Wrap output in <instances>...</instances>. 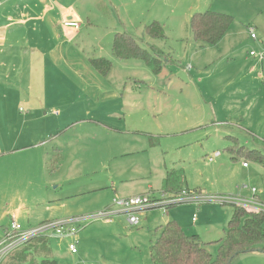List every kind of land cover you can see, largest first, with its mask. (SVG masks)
<instances>
[{"label":"rangeland","instance_id":"obj_1","mask_svg":"<svg viewBox=\"0 0 264 264\" xmlns=\"http://www.w3.org/2000/svg\"><path fill=\"white\" fill-rule=\"evenodd\" d=\"M121 2L122 12L113 0L65 3L78 9L81 27L77 35L63 37V41H71L82 59H112L113 66L105 76L95 70L92 75L79 72V63L71 77L64 72L67 64L45 61L40 55L28 59L30 65L20 61L23 41H46L42 46L45 54L54 48L47 42L53 39L46 28L40 34L31 20L26 25H12L7 14L13 16L15 11L0 14V31L6 28L4 41L14 44L6 43V51L0 52V74L7 76L0 75L1 150L14 147L12 141L19 133L30 137L38 131L35 139L42 141L41 133L49 129L52 136L43 135V139L63 149L61 160L56 158V167L61 162L59 169L54 172L43 163L38 167L12 156L0 159V240L11 221L28 228L101 211L111 206L113 197L121 196L113 190L120 183L124 190L155 191L171 169L182 170L190 191L246 199L254 188L264 201V112L259 127L250 132L241 129L256 117L253 110L259 96L264 111V0ZM207 8L234 17L215 44L194 41L188 26L194 11ZM154 20L166 29L159 49L169 61H163L160 71H152L142 59H113L110 48L115 32L139 35ZM136 38L142 45L144 40ZM249 64L261 74L256 79L247 74ZM54 66L67 77L53 75ZM22 69L31 72L25 75ZM63 81L89 86L95 91L88 93L94 95L85 102L83 95L63 89ZM104 89L111 92L103 94ZM98 97L106 102L118 97V101L110 108L103 100L97 104ZM26 116L31 121L24 124ZM258 155L261 161L256 159ZM50 157L44 161L50 163ZM98 186L104 188L93 189ZM81 190L86 193L78 195ZM232 204V200L210 201L196 210L185 202L167 209L141 210L135 213L140 220L136 226L127 222L125 213H115L112 221H74L79 231L77 253L57 249L56 240L47 241L50 252L45 242L30 248V243L40 244L44 239L36 237L14 248L0 264H39L44 256L53 257L56 264H149L154 227L169 217L187 234L196 233L210 242L207 249L214 255L212 242L223 235ZM194 211L198 221L192 224ZM166 212L169 217L164 216ZM251 253H240L229 264H264V252H255L257 261L246 260Z\"/></svg>","mask_w":264,"mask_h":264},{"label":"trees","instance_id":"obj_2","mask_svg":"<svg viewBox=\"0 0 264 264\" xmlns=\"http://www.w3.org/2000/svg\"><path fill=\"white\" fill-rule=\"evenodd\" d=\"M233 19L231 14L207 8L194 11L189 17L188 26L194 41L215 44L223 37ZM143 34L152 40L163 39L165 36L163 25L158 21L146 24ZM111 53L116 59H142L154 72L161 70L164 60L169 61L164 58L167 54L161 49L152 45L150 49L143 47L136 37L128 32L114 35ZM89 61L95 71L104 76L112 67L110 59L93 57ZM231 155V158H236L234 153ZM261 157L258 155L256 159L261 161ZM162 189V192L171 194L188 190L183 172L175 169L168 171L163 179ZM151 196L155 199L159 193H153ZM232 205L233 210L223 235L212 242L216 247L214 255L207 249L210 242L201 240L197 234H187L175 220L169 219L154 229L155 238L149 246V264H229L240 253L264 252V212ZM31 241L33 239L29 242ZM47 241L43 239L40 244L32 242L29 247L37 249L45 242L50 252ZM39 264L56 262L53 257L44 256L40 258Z\"/></svg>","mask_w":264,"mask_h":264},{"label":"crops","instance_id":"obj_3","mask_svg":"<svg viewBox=\"0 0 264 264\" xmlns=\"http://www.w3.org/2000/svg\"><path fill=\"white\" fill-rule=\"evenodd\" d=\"M67 1L68 0H0V14H4V13L7 14V11H10V12L15 11V14L13 16L10 14H7L9 19H11V21H12V25H14V24L26 25L27 21L31 20V21H33L32 23L35 24L36 29H39L40 34H42L44 28H46L47 33L49 35H51V37L53 39V41H47V42L49 44L53 43L55 45L54 48H51L50 50L45 52V54L43 52L44 48H42V46L44 45V43L46 41H23V43H24L23 46H19L21 49V54H22L20 57V61L26 63L27 65H30L31 62L28 61V59L36 58L37 55H40V56L45 58V61L50 60L49 62H53V63L61 64V65L67 64L65 66L67 70L64 72H66L68 74V76L73 77V75H75V73H77L75 67H77L79 63L81 65V70H79V72H85L87 75H92V70L94 71L95 69L90 65L89 60L93 57H89L88 59H82L79 56V53L72 46H70L71 41H69V40L63 41V37L64 38H72L73 35H77L79 33V30L81 27L80 23L77 20V19H80V16L78 14V9H76L74 7V5H70V6L65 5V3ZM80 1L85 2V0H80ZM121 3H122L121 0H113L114 6L118 7L119 10L122 12L123 6L121 5ZM196 11H199V9ZM66 20L76 21L78 23V28H74L71 26H65L63 23ZM154 21H157V20H154ZM144 26L142 27V32H143ZM163 28H164V34L166 36V29H165L164 25H163ZM5 32H6V28H4L3 32L0 31V52H2L3 50L6 51L5 48L8 47L6 45V43H9L8 44L9 46L14 45V44H12L13 41H4ZM122 32H128V33L133 34L136 37L138 36V37L142 38L144 40V41H141L142 46L146 47L147 49H150L151 45L155 46L157 48H160V41L164 40V38L159 40V41L158 40H152L150 38L148 39V37H146L143 33H140L139 35H137L138 33H136L135 31L130 32V31L124 30ZM117 33H121V32L117 31L114 33V35ZM144 37H145V39H144ZM22 49H24V51ZM27 50H33V51L31 54H28ZM37 51H38V53H37ZM110 55L113 57V55L111 53V48H110ZM101 58H105V57L101 56ZM113 59L119 60V59H116L114 57H113ZM110 60L112 61V66H113V60L112 59H110ZM121 60H128V59H121ZM36 64L38 65L37 62H36ZM249 66H251V68H250V71L247 72V74H250V75L254 74V78L256 79L257 75L260 74V72L255 73L254 69H253V65L249 64ZM54 67H52V69L50 70L51 73L53 75H56V74L59 75L62 73V75L65 78L66 74L63 73L62 71L58 70L56 67L55 68ZM22 71L24 72L23 74H25V75H29L31 72L30 70H25V69H22ZM35 71H37V70H35ZM35 71H33V72L35 73ZM38 71L40 73V70H38ZM261 72H262V70H261ZM0 75H4V73H1ZM1 77L6 78L7 76L4 75ZM258 77H262V76H258ZM67 80L68 79H66V81ZM66 81H63V83L66 84V88H63V89H66L67 92H72V93H76L78 95H83L85 102H87L86 100L91 99V95H94V94H90L88 92L91 90L95 91V89H91V88H89V86H85V85H80V86L69 85L68 83H66ZM109 92H111V90L104 89L103 94H107ZM117 99H118V97H116L114 99V101H112V102H106L105 98L101 99L100 97H98L97 104H98V102H101L103 100L111 108L113 102L118 101ZM255 101H256V97H255ZM261 102H262V100L259 96L258 101L255 102V108L253 110L256 112V117L252 120H248V122L251 123L250 125L242 124L241 129L250 132V129H256L257 127H259L260 121H261V116L264 112L262 110V106H260ZM111 111L115 114H118V112L116 110H111ZM233 118H237V116H235V113H233ZM28 121H31V119L29 118V116H26V118L23 120V123L25 124ZM241 121H245V120H241ZM31 129H36V128L32 127ZM52 131H53L52 129H49L44 134L41 133L42 141H37L35 139L36 133H38V131H35L33 134H30V137H28L25 134L19 133L18 136H16L15 139L12 141V145L14 147L7 148L6 150H1V147H0V159L7 158V156H9V157L12 156L13 158H16V159L23 161L25 163H28V164H30V163L38 164V167H39V165H41V163H43L44 168L45 167L47 169L49 168L48 171L54 172L56 169H59L58 167H59L61 162L57 165V167L55 166V163L57 162L56 158L61 160L60 151H62L63 149L61 147H59L57 144L53 143V141L50 142L49 140L43 139V135L49 136V138H50L52 136V133H51ZM55 138H57V137H55ZM16 145H18L19 148H16ZM47 156H51L49 158L50 163L48 161H44V158L46 159ZM164 178L165 177H163L161 179L160 187L157 189L158 191L157 190H155V191L129 190L128 188H127V190H124V186L120 183L119 185L113 186L114 194L115 195L119 194V195H121L120 197H123V196H132V195L144 194L147 192L158 193L160 191H163L162 183H163ZM104 187H106V185ZM104 187L98 186V187L93 188V189H101ZM81 191L82 192H79L78 195L86 193L84 190H81ZM189 204H192V203H189ZM192 205L194 206V208L196 210H198V207L200 206V205H194V204H192ZM152 208H155V207H152ZM147 209H150V208H145V209H141V210H147ZM165 209H167V208H165ZM141 210H139V211H141ZM167 213L168 212H166V214H164V216L169 217ZM194 215H195V219L193 220L192 217H194ZM169 219H170V217H169ZM169 219H167V221ZM190 220H191L192 224H195L198 221L196 211H194L191 214ZM139 224H140V220H139ZM159 225H162V224H158L157 226H159ZM157 226H155L154 229ZM225 227H226V225H225ZM225 227H224V229H225ZM224 229H223V232H224ZM186 233H188V231ZM191 234H196V233H191ZM200 239L203 241H206L202 238H200ZM55 243L58 244L57 249H65L67 251L66 246L63 242L54 241V244ZM255 254H256L255 252H252L251 255H249V257H247L249 259H246V260L257 261V256ZM245 256H248V255H245Z\"/></svg>","mask_w":264,"mask_h":264},{"label":"built area","instance_id":"obj_4","mask_svg":"<svg viewBox=\"0 0 264 264\" xmlns=\"http://www.w3.org/2000/svg\"><path fill=\"white\" fill-rule=\"evenodd\" d=\"M65 26H71L78 28V23L76 21L66 20L63 23ZM250 32L253 30L252 27L249 28ZM251 37L255 38L254 34H250ZM264 43V41H263ZM250 55H256L253 52H250ZM263 55H260V58ZM218 152L215 153V155ZM246 165L245 163L243 164ZM159 196L153 199L152 194L144 193L132 196H123V197H113L111 206L105 207L103 210L87 214L84 216H77L70 220H49L44 221L36 226L23 228L15 221H11L10 225L4 229L3 238L0 240V263L3 258L14 248L29 242L31 239L36 237H42L46 240H56L63 242L66 246V249L71 253L75 254L78 250V240L76 236L78 234L77 226H75L74 221H79L82 219H95V218H110L115 213H125L127 216V222L136 226L139 224V218L136 216V212L152 207H167L172 204L179 203H192L194 205H200L205 202L218 201L225 202L226 200H232L234 204L245 207L254 211L264 212V201L257 195L254 188L251 189V196L246 199L230 197V196H209L202 195L198 191L190 190H181L174 194L158 192ZM116 206V207H114ZM117 209V212L113 210ZM192 219H195L192 217Z\"/></svg>","mask_w":264,"mask_h":264}]
</instances>
